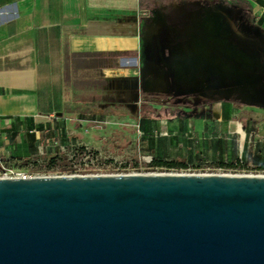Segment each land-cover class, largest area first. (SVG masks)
<instances>
[{
  "label": "crops",
  "instance_id": "crops-1",
  "mask_svg": "<svg viewBox=\"0 0 264 264\" xmlns=\"http://www.w3.org/2000/svg\"><path fill=\"white\" fill-rule=\"evenodd\" d=\"M245 1L247 13L230 0H0V142L42 131L98 78L133 80L140 101L169 102L221 90L223 65L238 82L245 55L231 39L240 26L264 32V5ZM223 102L203 107L209 118H159L143 132L169 141L187 127L229 124L237 109ZM246 131L264 136V121Z\"/></svg>",
  "mask_w": 264,
  "mask_h": 264
},
{
  "label": "water",
  "instance_id": "water-1",
  "mask_svg": "<svg viewBox=\"0 0 264 264\" xmlns=\"http://www.w3.org/2000/svg\"><path fill=\"white\" fill-rule=\"evenodd\" d=\"M0 264H264V175L0 178Z\"/></svg>",
  "mask_w": 264,
  "mask_h": 264
},
{
  "label": "rangeland",
  "instance_id": "rangeland-1",
  "mask_svg": "<svg viewBox=\"0 0 264 264\" xmlns=\"http://www.w3.org/2000/svg\"><path fill=\"white\" fill-rule=\"evenodd\" d=\"M230 1L240 7V13H247L249 5L245 0ZM231 40L243 48L245 55L237 66L238 82L227 79L230 66L223 65L221 90L169 102L154 98L140 101L138 84L133 80L107 83L98 78L91 83L94 91L80 94L78 105L70 106L68 113L60 114L57 120L56 116L50 118L42 131L26 132V140L20 143L0 142V169L30 176L180 170L230 174L261 172L258 166L264 160V136L249 135L246 128L251 121H264V32L240 26L238 35ZM110 58L113 62L115 57ZM102 61L96 60V63ZM79 86L85 89L86 82H80ZM188 98L201 103L232 101L237 109L236 116L229 124H209L203 131L200 128L193 132L187 127L185 133H177L169 141L143 132L138 121L140 111L144 115L156 109L159 115L176 121L167 108ZM218 106L217 102L213 108L214 118L218 115ZM153 159L181 162L185 168L151 167Z\"/></svg>",
  "mask_w": 264,
  "mask_h": 264
},
{
  "label": "trees",
  "instance_id": "trees-1",
  "mask_svg": "<svg viewBox=\"0 0 264 264\" xmlns=\"http://www.w3.org/2000/svg\"><path fill=\"white\" fill-rule=\"evenodd\" d=\"M259 4L264 5V1L258 0ZM224 102L222 101V106ZM209 102H197V101H190L189 98L185 101H178L174 103L172 107H168L167 112L170 113L174 118H209V112L207 110H204V106H209ZM218 115L216 118L219 117V107L220 103L218 102ZM79 118H83L82 114H78ZM159 118H167L166 116L159 115L158 112L150 111L147 114L139 116V123L141 125L142 130L145 128L144 124H147L151 121H155ZM31 136V135H30ZM151 167H163L166 169H183L185 168V164L177 161H166L162 159H153L150 162ZM221 166H224L221 164ZM227 166H232V164H228ZM259 170H264V160L259 164L258 166Z\"/></svg>",
  "mask_w": 264,
  "mask_h": 264
},
{
  "label": "built area",
  "instance_id": "built-area-1",
  "mask_svg": "<svg viewBox=\"0 0 264 264\" xmlns=\"http://www.w3.org/2000/svg\"><path fill=\"white\" fill-rule=\"evenodd\" d=\"M169 173L191 174L195 172H190L189 170L188 171L180 170V172H169ZM202 174H230V173H202ZM69 175H90V174H69ZM248 175H264V170H261V172L257 174H248ZM27 177H33V176L26 175L25 173H16V172L4 169V168L0 169V178H27Z\"/></svg>",
  "mask_w": 264,
  "mask_h": 264
}]
</instances>
